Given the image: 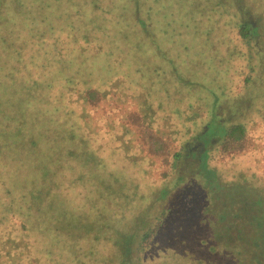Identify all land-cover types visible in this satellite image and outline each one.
<instances>
[{
    "label": "rangeland",
    "instance_id": "obj_1",
    "mask_svg": "<svg viewBox=\"0 0 264 264\" xmlns=\"http://www.w3.org/2000/svg\"><path fill=\"white\" fill-rule=\"evenodd\" d=\"M116 1L118 7L109 5L112 0H27L33 20L13 16L20 22L23 19L25 27L29 22L26 29L33 31L29 36L26 29L20 31L17 39L26 38L24 42L16 37L9 42L10 66L7 74L0 73V79L9 83L13 97L26 102L29 114L20 132L27 141L25 146L0 131V164L13 173L18 167L22 170L9 195L0 182V264H107L111 255L124 256L113 239L131 231L136 242L142 225L154 224L145 239L147 246L132 251L128 246L125 252L127 259L136 252V264H163L168 253L177 255L173 249L177 247L183 255L185 239L191 237L207 240L205 248L216 244L217 206L222 205L215 194L205 193L200 178L187 174L189 164L176 166L170 156L182 136L200 127L207 114L247 124L241 146L231 147L229 152L219 145L210 149L209 162L217 168L220 182L229 178L245 179L252 185L256 182L255 191L264 196V0H217L214 13L213 6L203 0L197 5L180 1L176 13L177 0H167L174 3L176 13L171 30L182 29L176 20L179 23L184 11L203 6L195 28L202 36L211 32L212 38L208 23L213 19L207 14L217 15V25H221L214 37L217 53L205 59L188 48L209 50L214 42L208 37L202 40L189 35L180 41L174 36L166 46L167 56L150 44L162 33L156 19L160 12L151 14L149 8L151 4L158 10L159 0ZM130 7L135 16L144 18L154 56L151 60L156 65L151 68L146 57L149 51L143 52L139 78L131 74L129 79L131 85L143 87L142 93L128 88L124 73L106 74L101 69L100 59H108L105 48L118 50V41H124L120 29L125 16L131 15ZM195 10L192 13L199 16ZM247 16L257 20L261 33L254 55L256 70L247 87L232 91L223 52L241 54L246 52V44L238 38L236 42L224 40L222 52L219 45L222 35L230 33L224 29L225 23L229 21L235 28L239 17ZM125 53L135 60L132 48ZM134 65L140 70L142 62ZM123 67L122 63L117 66ZM89 88L93 91L87 94ZM163 96L173 102L177 97L175 102L179 99L181 105L175 104L177 110L165 108L160 104ZM11 109V103L0 108V127L4 121L1 112L11 114ZM12 112L20 115V109ZM13 122L14 118L11 125ZM54 150L55 154L47 156ZM46 173L53 188L46 189L45 196L40 191V201L39 197L31 201L33 190L47 184ZM6 177L13 178L12 173ZM35 182L37 186H33ZM251 191L249 188L250 199ZM227 201L231 202L230 197ZM239 225L232 223L230 228ZM42 248H52L55 262L45 257Z\"/></svg>",
    "mask_w": 264,
    "mask_h": 264
},
{
    "label": "trees",
    "instance_id": "obj_2",
    "mask_svg": "<svg viewBox=\"0 0 264 264\" xmlns=\"http://www.w3.org/2000/svg\"><path fill=\"white\" fill-rule=\"evenodd\" d=\"M10 1V5H9ZM15 1V4H14ZM157 1V0H156ZM180 1H186V0H177V4L175 5V11L177 13V8L179 5L180 8ZM201 0H190L189 3L197 5V2H200ZM205 1V5L211 4L213 6V13L217 9L215 8V3L217 0H203ZM213 3V4H212ZM109 5L112 6H119V2L116 0H112ZM96 7L92 4V8ZM99 7V5L97 6ZM158 10L155 6L149 5V8L152 10L151 14L159 13L157 22L158 27L162 29V33L160 30V33L158 36H154L153 41L154 42H147V38L150 35L148 33L146 23L144 21V18H140L134 15L135 12H133L132 8L130 7V14L126 15L125 20L126 23H123L124 28L121 24L120 31L122 32V38H124V41L121 42L118 41L116 47H118V50H115L114 47H107L105 48L106 52L104 54L105 58H108L106 61H103L104 58L100 59L103 63L101 66V69L103 72H106V74L113 72H119L123 74L122 78L127 81L128 79V88L129 85L131 87V90L137 93H142L143 87L131 85L130 77L131 74H133L137 79L139 78V73L142 72L143 67V52L144 54H147L146 57L149 58V66L151 68H155L156 65L153 63L152 56V50H150L148 43L155 45L160 48L159 53L162 55H168L166 46L171 45V40L174 36L178 37L180 41H182L183 36L188 37L193 36V38H196L198 36L202 37V40L206 37L211 38V32L207 35L205 34L202 36L199 34L195 28L196 24L199 20L198 18H201V12L199 13V10H203V6H200V8H189L186 11L183 12V15H180L179 23L178 20H176L177 26H182V29L178 28H169L171 24H173V17L176 15L174 11V3H169L167 0H159L158 2ZM9 8H13L14 12L10 10ZM29 6V3L27 0H0V72L3 75L7 74V70L10 66L9 60L7 57V53L9 52L8 44L11 40L17 39L18 36L21 35L20 31L23 29H26L28 26L25 24L23 19L22 22L19 21V17H16V15H20V17H27V20H33L31 18L30 12L31 8ZM123 9V8H121ZM198 11H196V10ZM193 10H195L199 16L194 15ZM123 11H127L124 9ZM162 11V12H161ZM11 12V13H10ZM208 13H211L208 11ZM207 14L210 17H212L213 20H211L209 24V29L212 27L211 31L213 30V36L212 41L214 44L210 46L209 50H206L205 48H196L194 46L193 48L189 47L188 49L193 52H196V56L200 59H205L207 56H209L211 53H214L215 55V49L217 50V43L216 40H214V37H217V32L219 31L220 24L217 25V15L214 16V14ZM133 15V16H132ZM221 14L218 13V16ZM33 17H37L35 13L32 14ZM230 17H236L235 14L230 15ZM178 18V17H177ZM235 20L237 19L234 18ZM240 20H238L236 27L228 22L225 23L224 29L230 31V33H226L222 35V40L219 45V50L222 52L223 48L226 46V43L229 42V40H233L236 42V40H241L246 44V52L243 50L241 54H237V52H226L224 50L223 52V58L227 59L226 61L228 65V72L229 76H227L229 82L232 84L231 90L233 91H239V89H236L235 87L240 86V89L247 87V85L252 81V76L256 70L254 65V55H256V48L258 42L261 40V33H259L257 27V20L251 16L246 17H239ZM195 20V22H194ZM175 26V25H174ZM183 26L185 28H183ZM229 29H227V28ZM33 28V27H32ZM33 31V29H26V34L29 36L30 32ZM184 30V32H183ZM234 31L235 34L232 36V32ZM17 32V33H14ZM175 32V33H174ZM174 33V34H173ZM238 38V39H236ZM26 40V38H24ZM24 39H17L24 42ZM224 40H226V43L223 44ZM122 45H124V49H122ZM187 47V44L185 48ZM132 48L134 51V60L132 62V55L126 54V50ZM214 50V52L212 51ZM209 52V54H208ZM119 53V54H117ZM123 53V54H121ZM217 53V52H216ZM14 54H19L18 51H15ZM117 54V55H116ZM121 55V56H119ZM136 55V56H135ZM154 57V56H153ZM12 59H16L15 57ZM222 59V58H220ZM217 60V56H216ZM122 61V62H121ZM125 61V63L123 62ZM140 70L137 68L135 63H141ZM124 64V67L122 69L117 68L118 65ZM147 63V62H146ZM145 63V64H146ZM11 71V70H10ZM234 82V83H233ZM126 88V86H123ZM93 90L90 88L87 89V94H90ZM133 93V92H130ZM144 95L146 93H143ZM13 92L11 91V87H9V83H4L2 79H0V108L3 107V105H10L12 104V109L10 111L11 114H7L6 112H1V116L3 117L4 121L2 126L0 127V131L2 133H5L8 138H13V141L16 144H25L27 143L26 140H24V136L20 134L21 132V125L26 121V116L29 114L26 110L27 105L26 102H23V100H18V96L13 97ZM169 96H163L161 98V102H163V106L165 108H168L170 110H173L172 107H175L176 110L180 106L181 103L179 102V99L177 102H175L174 97L173 101L168 100ZM14 100V101H13ZM171 102V103H170ZM9 108V107H8ZM20 109V115L15 114V112H12L14 110ZM28 109V108H27ZM180 109V108H179ZM1 111V110H0ZM31 115V114H30ZM14 118V122L11 125V121ZM51 121V120H49ZM11 125V126H10ZM246 123H243V121H228L224 120L222 118H212L209 117L207 114V118L203 121V123L200 125V127H194L191 131L187 132L182 136V140L177 144V146L172 150L170 156L172 162L175 161L174 165H184L189 164L187 174L193 175L196 178H200L201 186L204 189L205 193L206 191L208 193H211L212 195L215 194L217 196V200H219V204L222 205L217 206V243L216 244H208L205 248V242L207 240L204 239H197L192 238V240L185 239L187 242V247H184V254L182 255L179 252V248H172L177 249L176 253L177 255H171V252L165 255V258H163V264H171L167 258L173 259L175 262L181 261V263L185 264H204L206 261L211 264H264V196H262L259 192L255 191V185L256 182L252 184L248 183L246 184L245 179H237L229 178V181H223L220 182L217 174V168H215L214 165H212L209 162L210 159V149L214 147H217V145L220 146L221 149H226V152H229L231 147H235L237 145L241 146L242 140L245 139V134L247 132ZM29 131V130H28ZM30 140V138L28 139ZM253 146H255L253 144ZM242 147L246 148V145H243ZM229 148V149H228ZM257 148V147H256ZM255 147H252V151H254ZM54 152H48L49 156L50 154ZM47 156L45 159H47ZM45 161V160H44ZM43 161V162H44ZM3 164V163H1ZM0 164V182L2 183L3 187L6 188L7 195H9V192L12 190V184L13 182H17V178L21 173V169L19 170V167L15 171V173L10 172L8 169L5 168V166ZM49 165L47 162H45L44 167H48ZM47 170V168H46ZM51 170V168H50ZM50 172V171H49ZM12 173L13 178L11 179L7 178L8 174ZM52 173V172H51ZM18 174V175H17ZM50 174H45L43 179L48 178ZM37 178H35L36 180ZM29 182H33V180H29ZM19 183V182H18ZM45 182L38 185V188L41 190H37L36 192L33 190L31 194V201L40 198L39 196L40 191H42L43 195L47 194L46 189H50L52 186V181L47 180V184ZM37 186V183L33 184V186ZM13 186H15L13 184ZM32 186V187H33ZM208 186V187H206ZM8 187V188H7ZM249 188L252 189V198L249 197ZM35 189V188H33ZM45 190V192H43ZM13 192V191H12ZM250 193V192H249ZM12 197L14 194L11 195ZM227 197H230L231 202L227 201ZM19 196H17L16 200L19 201ZM16 202V203H17ZM239 203V205L237 204ZM31 213V209L29 210ZM162 213V210H161ZM37 215V214H36ZM28 220V219H27ZM239 223L237 228L231 229L230 224L232 223ZM23 226H26L23 223ZM55 225L51 224V227ZM153 225L150 227L146 225H142L139 237L140 239L138 241H134L133 234H131V231H129V234H120L119 240L113 239L114 243H117L119 250H121V254H124V256H121V260H119V256L117 257L113 256L112 259L111 256L106 259L107 264H125L127 260H129V264H136L135 257L137 254L136 252L133 253V256H129L127 259V252L128 246L129 250L132 251L133 248L138 249L141 247L142 249L144 246L146 247L148 244H145V239L149 237V234L153 231ZM154 233V232H153ZM131 234V235H130ZM179 241V240H178ZM144 242V245H141V243ZM182 242V241H181ZM193 242H195L193 244ZM179 244V242H178ZM49 241L47 242V248H49ZM138 246V247H137ZM45 248L42 252L45 253V257L48 255L52 259L53 262H55V256L51 254L53 252L52 248L51 250ZM140 248V249H141ZM203 250H205V253L203 254ZM118 251V250H117ZM95 252L92 250V254ZM119 252V251H118ZM138 252V251H137ZM139 253V252H138ZM209 254L207 259H204V255ZM216 255V256H215ZM173 257V258H172ZM90 258V257H89ZM66 259V258H65ZM133 260V261H132ZM66 262V261H65ZM159 263H161V260H159ZM81 264V262H79Z\"/></svg>",
    "mask_w": 264,
    "mask_h": 264
}]
</instances>
